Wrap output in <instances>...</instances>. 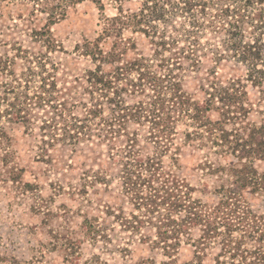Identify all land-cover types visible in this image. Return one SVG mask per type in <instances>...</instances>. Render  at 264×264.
I'll list each match as a JSON object with an SVG mask.
<instances>
[{"label":"trees","instance_id":"trees-1","mask_svg":"<svg viewBox=\"0 0 264 264\" xmlns=\"http://www.w3.org/2000/svg\"><path fill=\"white\" fill-rule=\"evenodd\" d=\"M84 1L18 0L46 23L26 32L40 51L0 39L4 163L20 127L41 161L80 171L69 194L86 204L79 232L93 245L120 233L123 250L149 245L161 264H264V213L251 204L264 195V0H89L118 11L62 64L52 25ZM187 146L215 179L201 189L209 202L181 174ZM13 171L10 180L32 192ZM63 229L53 245L75 262L81 238ZM183 244L194 254L179 263Z\"/></svg>","mask_w":264,"mask_h":264},{"label":"rangeland","instance_id":"rangeland-1","mask_svg":"<svg viewBox=\"0 0 264 264\" xmlns=\"http://www.w3.org/2000/svg\"><path fill=\"white\" fill-rule=\"evenodd\" d=\"M19 3L18 0H0V32L6 33L0 35V39L21 41L24 47L40 51L39 45L33 42L26 32L31 28L43 26L46 23V16L40 13L31 16L30 6L27 5V9V6ZM117 11L116 5L112 2L106 1L105 9L101 11L89 0L70 9L64 20L52 25L54 36L65 49V52L59 51L55 54L57 59L62 64L71 60L76 51L74 49L76 44L82 43L85 39H94L101 30L104 16H112ZM16 24L20 25V28L24 27L23 30L19 28L20 30L15 29V32L10 31L8 27L13 28ZM139 44L144 48V41L141 38ZM87 65V62H82L79 67L84 68ZM188 88L193 92L198 91L196 84H190ZM250 91L255 98V92L252 89ZM12 135L13 153L7 163L3 161L6 151L0 146V264H14L15 259L20 264H138L147 259L155 261L153 263L149 260L147 264H161L166 259L161 250L142 245L138 241L127 244L131 248L130 251L123 250L128 241L125 240L128 239L126 234L119 233L118 236H114L110 233L113 243L108 245L103 242L93 245L84 238L83 233L79 232V225L86 204L72 199L69 194L70 187L79 186L80 171L67 170L62 166L54 167L52 165H56L55 163L41 161L37 153L36 140L26 135L20 127H16ZM178 142L181 143V135ZM200 161L201 153L187 146L180 159L183 167L181 174L197 187L194 195L209 202L214 199V195L203 193L201 189L205 181L212 190L215 179L202 174L197 167ZM15 168L23 181L33 184L32 192L24 193L23 188L10 180ZM104 200L109 201L110 197H104ZM251 204L256 211L264 213V195L251 197ZM92 213L97 215L94 210ZM64 227L73 229L75 231L73 235L81 238L80 249H76L80 255L75 262L64 250L53 245L52 233L61 231L65 233ZM193 251L192 245L183 244L178 253L179 263L190 261L193 258ZM208 263L207 259L206 264Z\"/></svg>","mask_w":264,"mask_h":264}]
</instances>
